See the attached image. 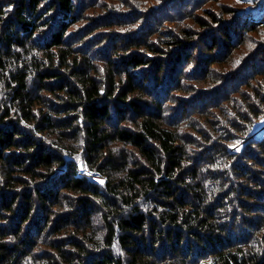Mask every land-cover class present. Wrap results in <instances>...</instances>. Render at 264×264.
I'll return each mask as SVG.
<instances>
[{
    "label": "trees",
    "instance_id": "obj_1",
    "mask_svg": "<svg viewBox=\"0 0 264 264\" xmlns=\"http://www.w3.org/2000/svg\"><path fill=\"white\" fill-rule=\"evenodd\" d=\"M87 1L0 0V264H264V1Z\"/></svg>",
    "mask_w": 264,
    "mask_h": 264
},
{
    "label": "rangeland",
    "instance_id": "obj_2",
    "mask_svg": "<svg viewBox=\"0 0 264 264\" xmlns=\"http://www.w3.org/2000/svg\"><path fill=\"white\" fill-rule=\"evenodd\" d=\"M118 1L119 0H97V1H95L96 3L93 7L87 8V11L85 12L86 19L84 20L83 24H80V29L78 28V30H75V32L77 31V33H78L84 27L88 26L89 24L94 23V20L99 19L102 15H105V14H102V12L100 10L101 9L100 7L102 6V4L108 3V7H107L108 12L111 11V12L121 13L120 11L115 10L111 6V4H114L117 7H121L118 4L119 3ZM148 1H149L150 5H148L147 8H143V9H136L135 8V10L142 12L144 17L141 18L140 20H138V22H136L137 24L132 26V28H131V30L133 29L132 31H138L142 28V26L144 25L145 19H146V15H147L146 11L147 10L149 11V10H152L155 8L158 9L157 7L164 4L161 2V0H148ZM168 1H170V0H168ZM261 1H264V0H191V3L193 4V10L195 8H197L193 12L194 15L200 14L202 16V14H201L202 12L207 11L209 9H212V10L214 9V10H216V12H218L220 14V18H221L222 22H226V21H230L233 19V15L227 13L228 11L233 10V8H235V7L238 8L239 10H242L245 8L257 6ZM86 4H88L87 0H86ZM228 4L231 5L232 7L229 6ZM176 8H178V7H176ZM155 13H157V12H155ZM114 14H116V13H114ZM169 14H174V16L175 15L176 16L172 20H168ZM156 16H158V18L163 22L162 25H164L162 28H160L159 32H166L169 30L178 32V30H181L182 27L188 26V23L190 22L189 20H187L186 17H184L183 11L182 12L177 11V9H175V8L166 14L157 13ZM124 18L131 19L130 21H133L135 19V18L129 17V16H125ZM157 22H158V20H157ZM102 31H104V30L98 26L96 33H102ZM105 31H107V30H105ZM143 34H145V32ZM155 35H158V34H155ZM254 37H256V39H259L258 34L252 33L251 39L255 40ZM247 43H249V45H250L251 42L250 41L245 42L243 47H246ZM258 43H261V41H258L257 44ZM247 51H249V50H247ZM202 53H204V52H203L202 46L200 45V48L196 51L195 56L198 58V56ZM240 53L241 52L239 50H237V52L234 55V58H238ZM214 69L219 71L220 67L218 65H215ZM196 77L198 78V80L197 79L190 80L189 83L187 82L188 86L194 85L195 88L197 87V89H202V90L210 89L212 87L209 82L205 83V82L200 80L201 75L197 74ZM204 85H206L207 87L205 88ZM242 89L244 90L246 88L243 87ZM174 95H178L180 97L185 96L181 91L175 92ZM238 96L240 97V95H238ZM224 104L222 106H224ZM176 117H175V119H178ZM189 117H191V118L199 117V114H194V115H191ZM167 118H170L169 114L167 115ZM208 128L210 129V126ZM263 138H264V118H262V120L258 121L252 127L251 133L248 135V137L245 140L232 141V142H230L229 146L231 148H233V151L238 152L243 148V146L247 142H249V141H260ZM237 149H239V150L237 151ZM81 168H82V166H81ZM81 174L89 177L91 180H94V181H98L101 183H103V181H104L102 178H100L99 175L94 174V173H89V171H87L85 169L81 170Z\"/></svg>",
    "mask_w": 264,
    "mask_h": 264
},
{
    "label": "snow or ice",
    "instance_id": "obj_3",
    "mask_svg": "<svg viewBox=\"0 0 264 264\" xmlns=\"http://www.w3.org/2000/svg\"><path fill=\"white\" fill-rule=\"evenodd\" d=\"M9 10H11V9H9ZM239 149H237V151H238Z\"/></svg>",
    "mask_w": 264,
    "mask_h": 264
}]
</instances>
